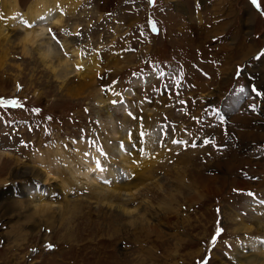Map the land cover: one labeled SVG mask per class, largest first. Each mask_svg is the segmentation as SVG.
<instances>
[{"label":"rangeland","instance_id":"obj_1","mask_svg":"<svg viewBox=\"0 0 264 264\" xmlns=\"http://www.w3.org/2000/svg\"><path fill=\"white\" fill-rule=\"evenodd\" d=\"M0 264H264V0H0Z\"/></svg>","mask_w":264,"mask_h":264},{"label":"bare ground","instance_id":"obj_2","mask_svg":"<svg viewBox=\"0 0 264 264\" xmlns=\"http://www.w3.org/2000/svg\"><path fill=\"white\" fill-rule=\"evenodd\" d=\"M52 14H55V13H52ZM39 17H41V16H39ZM62 23H64L63 22V17L62 16H60L59 18H53L50 22H47L46 24H44V25H42V26H40V27H38L37 28V33H35L34 35H33V37H34V40H33V43L32 44H37V45H44V40H48L49 38H50V30H51V27H53V26H61L62 25ZM25 30V29H24ZM7 36V35H6ZM5 36V37H6ZM6 40H7V37L5 38ZM50 39H52V38H50ZM39 42H41V43H39ZM49 47V46H48ZM50 49V48H49ZM45 56H47V54L45 55ZM76 57H78V59L76 60V64L77 65H82V63H84V62H82L81 61V59H80V53H76V55H75ZM58 67H61V66H63V67H67L68 68V66H69V61H68V59H64L63 58V60H59V64L57 65ZM82 66H84V65H82ZM97 66V65H96ZM54 68V67H53ZM85 68V67H84ZM54 69H56L57 70V68H54ZM66 69V68H65ZM71 69V68H70ZM56 70H54V71H56ZM74 70H76V69H74ZM70 71V70H69ZM68 71V72H69ZM70 73V72H69ZM73 73V72H72ZM68 75V74H67ZM92 182H95V180L94 179H92ZM132 210V209H131ZM129 212V211H128Z\"/></svg>","mask_w":264,"mask_h":264},{"label":"snow or ice","instance_id":"obj_3","mask_svg":"<svg viewBox=\"0 0 264 264\" xmlns=\"http://www.w3.org/2000/svg\"><path fill=\"white\" fill-rule=\"evenodd\" d=\"M255 2H256V0H253V3H255ZM193 146H195V145H193ZM249 195L251 196L252 194L249 193ZM213 243H215V238L213 239Z\"/></svg>","mask_w":264,"mask_h":264}]
</instances>
